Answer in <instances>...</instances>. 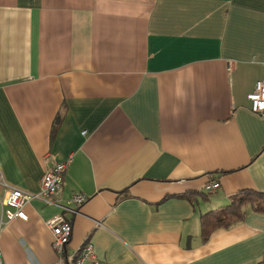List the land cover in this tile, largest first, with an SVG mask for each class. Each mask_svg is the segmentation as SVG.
<instances>
[{"label":"crops","instance_id":"1","mask_svg":"<svg viewBox=\"0 0 264 264\" xmlns=\"http://www.w3.org/2000/svg\"><path fill=\"white\" fill-rule=\"evenodd\" d=\"M263 63L264 0H0V180L36 193L71 159L27 219L0 182L4 264L57 261L59 213L101 264H264V214L201 239L204 213L264 193Z\"/></svg>","mask_w":264,"mask_h":264},{"label":"built area","instance_id":"2","mask_svg":"<svg viewBox=\"0 0 264 264\" xmlns=\"http://www.w3.org/2000/svg\"><path fill=\"white\" fill-rule=\"evenodd\" d=\"M248 99L251 103V110L264 116V72L263 77L256 82L253 91L248 94ZM70 162L71 159L58 162L50 167L43 174L40 190L36 193L16 187H9L1 176L0 182L8 187V194L4 201V205H6L7 208L3 209V213L6 215L7 219H27L24 207L34 199L42 200L46 204H58L57 196L62 189L64 174ZM219 186V180L212 179L205 188L207 192H212ZM88 198L87 194L76 192L73 194L71 202L79 207L85 203ZM64 208L67 209L66 207ZM1 224H3V222ZM46 225L52 232L53 249L59 255V259L52 264H101L96 257L93 244L87 240L78 249H74L72 252L68 251L72 233V223L70 219L66 218L63 214L59 213L52 216L46 221ZM0 264H4L1 250Z\"/></svg>","mask_w":264,"mask_h":264},{"label":"trees","instance_id":"3","mask_svg":"<svg viewBox=\"0 0 264 264\" xmlns=\"http://www.w3.org/2000/svg\"><path fill=\"white\" fill-rule=\"evenodd\" d=\"M249 211L264 214V193L245 190L234 195L227 207L204 213L201 216L202 242H208L215 231L243 221Z\"/></svg>","mask_w":264,"mask_h":264}]
</instances>
